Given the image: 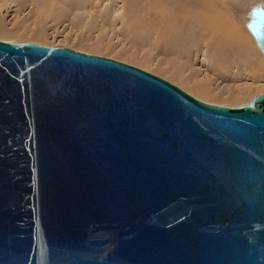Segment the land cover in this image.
Returning a JSON list of instances; mask_svg holds the SVG:
<instances>
[{
	"label": "water",
	"instance_id": "obj_1",
	"mask_svg": "<svg viewBox=\"0 0 264 264\" xmlns=\"http://www.w3.org/2000/svg\"><path fill=\"white\" fill-rule=\"evenodd\" d=\"M246 25L264 53V4ZM0 264H264V90L0 39Z\"/></svg>",
	"mask_w": 264,
	"mask_h": 264
},
{
	"label": "rangeland",
	"instance_id": "obj_2",
	"mask_svg": "<svg viewBox=\"0 0 264 264\" xmlns=\"http://www.w3.org/2000/svg\"><path fill=\"white\" fill-rule=\"evenodd\" d=\"M260 3L264 0H0V39L108 55L188 88L168 70L181 64L186 73L213 83L218 94L208 101L238 106L264 90V60L246 26L249 8ZM219 10L218 21L228 19L242 38L225 41V61L209 64L206 53L212 58L218 41L227 40V30L211 22ZM147 56L153 58L149 65L141 60Z\"/></svg>",
	"mask_w": 264,
	"mask_h": 264
},
{
	"label": "bare ground",
	"instance_id": "obj_3",
	"mask_svg": "<svg viewBox=\"0 0 264 264\" xmlns=\"http://www.w3.org/2000/svg\"><path fill=\"white\" fill-rule=\"evenodd\" d=\"M208 10V9H207ZM206 13V12H205ZM184 15H187V14H184ZM198 15V14H197ZM201 15L202 14H200L199 16L200 17H198L199 19L198 20H200V19H202L201 18ZM188 16V15H187ZM192 16V15H191ZM185 17V16H184ZM190 17V16H189ZM197 17V16H196ZM209 17H211V15L209 16ZM221 17V15H220V10L219 11H216L215 12V15L211 18V22H213V23H217V22H219L218 21V19ZM203 18H204V15H203ZM205 19H206V17H205ZM227 20V21H226ZM226 20H224L223 19V17L221 18V21L219 22V24L221 25V27H222V29H226L227 30V40H224L223 39V41H218V48L215 50V52H213V54H212V58H210V54H208V53H206V55H205V57H208L209 58V60H207L208 61V63L210 64L212 61H216V60H218L219 62H221V63H223L224 61H225V59H226V55L225 54H223V52H222V49L224 48L223 47V43H225V41H227V42H232L233 43V41H231V39H234L235 41H237V42H241V40L239 39V41H238V38H242V34L240 33V31H239V29L237 28V26L236 25H232V24H230L228 21V19H226ZM141 24V23H140ZM247 26V25H246ZM170 28V27H169ZM248 28V27H247ZM248 30H249V28H248ZM247 30V31H248ZM225 32V31H224ZM248 33H250V35L253 37V40L252 41H254L253 43L255 44V46H257V48H258V51H259V53H260V55H261V57L263 58V60H264V53L262 52V50L259 48V46H258V44H257V41H256V39H255V37H254V35L252 34V32L249 30L248 31ZM168 34V33H167ZM225 34H226V32H225ZM207 35V34H206ZM166 39H167V36H166ZM166 42H168V41H166ZM223 47V48H222ZM220 50V52H219V50ZM224 50V49H223ZM225 52V51H224ZM141 60L142 61H144L145 63H148V65H149V63L153 60V58L151 57V56H147V57H141ZM174 63V62H173ZM172 65H175V63L174 64H172ZM216 66H217V64H216ZM173 69H171V67H168V70H170L171 72H172V75H173V77H175L176 79H178V80H180L182 83H184L185 85H187L188 86V88H186L185 86H183L184 87V89L186 88L189 92H191L192 94H194V95H196L197 97H199V98H202V99H204V100H207L208 101V99L210 100V98L209 97H212V96H217V92H215V87H214V85H213V83H211V84H208V83H210V81H208V83H207V81H204V80H202L200 77H197L196 75L195 76H193V74L191 75V74H188V72L186 73V71H185V67L184 66H182L181 64L180 65H177L176 67L175 66H173L172 67ZM180 85V84H179ZM263 90H261L260 92H262ZM227 92V91H226ZM229 92V91H228ZM260 92H257V94L258 93H260ZM241 95V94H240ZM239 95V96H240ZM256 95V94H255ZM254 95V96H255ZM254 96H252V97H247V98H251L250 100H252V98L254 97ZM248 99V100H249ZM250 100H249V102H250ZM248 103V102H247Z\"/></svg>",
	"mask_w": 264,
	"mask_h": 264
}]
</instances>
